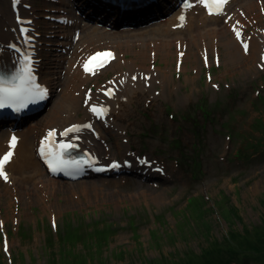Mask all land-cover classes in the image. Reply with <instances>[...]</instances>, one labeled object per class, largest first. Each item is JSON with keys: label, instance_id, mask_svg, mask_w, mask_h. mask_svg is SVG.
Instances as JSON below:
<instances>
[{"label": "rangeland", "instance_id": "1", "mask_svg": "<svg viewBox=\"0 0 264 264\" xmlns=\"http://www.w3.org/2000/svg\"><path fill=\"white\" fill-rule=\"evenodd\" d=\"M33 1L38 7L44 3V0ZM164 2L161 1L162 4ZM163 10H156L154 13L146 10L141 19L154 20L162 15ZM50 39L52 40L46 43L41 55L49 54L52 58L50 50L53 51L54 47L59 53V48L57 38ZM127 56L131 57L130 54ZM171 58L173 56L169 57ZM211 59L213 60V56ZM39 60L37 58V66L41 62ZM155 64L163 68L172 66L174 84L169 86L173 88V92L164 94L157 84L153 88L154 98L152 95L151 98L144 99L147 103L151 100L158 102V109H134L130 104L128 112L132 117L122 115L119 119L122 123L114 122L112 128L106 123L101 147L106 144L109 154L106 150L100 154L105 156L104 159L123 155L131 158L148 156L152 160V166H164L166 174L161 176L158 172H153L154 176L150 178L157 183H147L130 176L105 180L98 177V180H88L95 182L87 183L86 191L81 188L83 181L47 186L46 193L51 199L49 203L52 208H28L30 219L21 212L17 217L20 218L19 224L13 218L6 220L5 224L0 223V240L1 237L7 238L12 252V259L11 256L0 258L4 264H50L51 249L37 238H47V226L53 212L58 214L59 224L63 225L62 218L66 217L68 223L72 221L74 225L79 224L74 230L82 233L97 228L100 224H106L105 227L110 229L106 235L96 237L97 248L94 250L91 246L74 242L73 250L76 251V256L84 260L83 264H147L156 259L168 260L179 254L182 256L183 251L200 252L206 245L204 233L207 230L203 226L204 220H192L195 218L194 211L190 213L182 210L191 196L201 195L206 200V211L214 208L205 213L204 217L213 237L222 238L227 232L230 233V223L240 229L260 222L264 213V155H261L264 154V66L244 62L242 66L239 64L234 68L230 64H223L222 56L221 63L215 64L213 61L211 68L203 66L199 72L194 64H188V71L185 73L180 72L175 62L170 64L158 60ZM113 75L112 71L102 74L99 79L90 82L97 84H88V90L96 91L99 84L111 80ZM186 76L188 82L185 80ZM60 90L61 87L58 88ZM54 95L52 93L49 100ZM52 102L53 99L50 100L51 104ZM205 102L209 105L206 112L200 109L190 115L191 109L197 105L204 107ZM31 119L32 117H28L22 122ZM115 120L116 116L112 121ZM257 141L260 144L258 150H250V142ZM231 154L256 155L253 157L254 161L242 167L240 162H229ZM195 161L199 162L197 177L193 173ZM40 180L48 182L46 176ZM94 184L98 187L95 188ZM72 185L82 195L81 200L70 199ZM86 192L88 198L85 197ZM221 192L228 196L223 202L226 208L223 211L226 213L230 204L237 206L240 216L238 219L230 221L224 217L220 207H214V200L220 197ZM154 195L160 197L155 198ZM35 199L38 200V197ZM149 204L152 206L151 211L148 210ZM125 207L127 215H120L119 212ZM136 207L140 208L141 214L131 217L133 219L128 223L127 216ZM77 208L82 211H73ZM21 210L23 211V206ZM103 210L105 215L113 212L112 216L105 217ZM24 227L30 233L31 227H42V231H33V239L26 241L19 234V230ZM54 233L57 234L55 230ZM237 238L240 239L238 235ZM51 245L55 246L56 251L58 248L62 250L70 247L59 240ZM91 252L94 254L91 255ZM20 253L25 254V259L19 257ZM66 254L69 252L65 251L63 256L66 257ZM86 254L89 258L84 257ZM15 256L20 261L17 262Z\"/></svg>", "mask_w": 264, "mask_h": 264}, {"label": "bare ground", "instance_id": "2", "mask_svg": "<svg viewBox=\"0 0 264 264\" xmlns=\"http://www.w3.org/2000/svg\"><path fill=\"white\" fill-rule=\"evenodd\" d=\"M67 1L52 0L55 9L65 12L72 8V4L77 5L75 0ZM81 1L85 7H90L89 15L105 23V26H96L92 36L82 32L81 38L77 42L74 41L72 32H59L57 40L59 53L53 47L54 50H50L51 58L49 54L42 53L41 55V51H45L46 43L52 39L39 28L34 20L35 16L40 19L41 13L38 12L51 9L50 3L44 2L38 7L32 0H19L18 5L21 7L22 15L29 16L30 29L37 35V38L34 39L35 50L32 53L40 59L39 62L41 61L37 66L41 78L38 80L42 83L41 88L46 90V94L43 98L44 106H34L35 112H40L39 118L28 120L29 124L20 127L18 132L12 126V118L7 120L6 125H0V154L8 148L14 154L13 159H10L8 163L10 181L7 183L0 181V196L6 194L16 196L20 192V200L27 198L31 193L29 182H33L36 190H41L42 185L39 186L35 180L40 179L39 177L44 176L45 173L37 160V155L36 157L34 155L37 154L36 149L40 140L44 139L50 130H55L56 135L53 139L63 142L65 136L60 134L69 129L68 126L93 119L92 114L94 113L90 110L93 105H104L107 108V113L103 116L94 114L98 120L95 123L99 130H96L98 138L90 132L82 135L84 146L89 144L98 154L104 150L109 154L106 144L103 148L101 147L106 123H109L112 128V123L120 124L119 119L122 115L126 114L132 117L128 112L130 104L134 109L140 107L158 109V102L151 100L150 103H147L144 99L151 98L152 95L154 98L155 89L153 90V88L157 84L162 88V93L171 94L173 92V88L169 86L174 84L173 68L172 66L167 68L157 66L155 63L158 60L170 64L179 63L180 72L184 73L188 71V64H194V68L198 69V72L202 71L206 60L208 67L211 68L213 61L216 62L218 59V63H221V56L223 64H230L234 68L239 64L242 66L244 62L255 63L260 67L264 66L262 60L264 56V19L257 0H239V3L228 10L225 9L222 14L211 16L207 14L203 3L198 0H190V7L171 0V2L157 6V11L164 9L162 15L146 23L132 22L121 18L119 14L111 19L110 15L100 11L96 0ZM23 4H27V7L25 8ZM166 5L168 6L166 7ZM10 9L11 0H0V60L14 66L13 53L6 47V43L18 39L15 30L16 24L13 22L14 15L11 14ZM71 12H73L72 9ZM181 15L184 17L183 20L179 19ZM152 16L155 17V14ZM92 18H90L91 21H93ZM44 23L48 24L47 21ZM108 25H111V29ZM85 30L86 28L83 29V31ZM236 31L241 34L239 39L236 36ZM245 43L248 45L247 51L243 46ZM98 47L112 49L114 59L92 76L83 71L82 61L89 52L98 49ZM128 54L131 57L127 56ZM170 56L173 58L169 59ZM211 56H213V60ZM108 71L114 73L112 79L99 84L96 91H89L88 84L99 79L102 74H107ZM185 80L188 82L187 76ZM94 84L97 82L91 85ZM60 87L61 90L58 91ZM110 88L113 90L111 94L107 95L105 91ZM52 93L55 95L51 98L53 99L51 104L49 98L52 97ZM84 102L85 105H82ZM114 116H116V120L112 121ZM17 122L19 123L16 120L15 123ZM109 130L111 131V129ZM13 132L17 133L20 139L16 146L10 147L9 139ZM72 133L73 131L68 132L67 135L71 136ZM55 181L54 178H50L51 184L55 185ZM87 182L85 180V184ZM93 186L98 187L97 184ZM71 194V199L75 201L78 200L77 195H81L76 191ZM36 195L39 203L51 207L50 203L45 201L47 195L44 192L38 191ZM85 197L88 198L87 195ZM1 198L0 222L5 224L7 219L19 213L13 210V201L5 202V199ZM21 204L26 206V202ZM3 209H5L4 214ZM73 211L82 210L77 208ZM111 216L112 214H109V217ZM25 217L29 218L28 215ZM19 221L20 218H18V223ZM60 235L57 236L58 240ZM37 240L46 244L52 243L50 237L43 238V240L37 238ZM6 241L9 240L6 238ZM88 246H91L92 250L97 248L94 244H88Z\"/></svg>", "mask_w": 264, "mask_h": 264}, {"label": "snow or ice", "instance_id": "3", "mask_svg": "<svg viewBox=\"0 0 264 264\" xmlns=\"http://www.w3.org/2000/svg\"><path fill=\"white\" fill-rule=\"evenodd\" d=\"M198 2L203 3L204 6L207 7V0H198ZM216 2L220 5V8L217 12L211 14H222L223 12V5L227 3V0H216ZM19 3V0H14V4ZM187 6H191L188 4ZM19 19V18H18ZM179 19L183 20L184 17L181 15ZM235 30V29H234ZM21 32H27L26 28H21ZM240 32L236 31V36L240 38ZM10 47H15L14 45H10ZM245 51L248 49L247 43L244 44ZM114 58V54L111 51L105 52H97L92 57H89L87 61L83 64V67L86 72H91L95 74L96 69L103 67L107 61ZM24 64L25 67L23 69V75L20 77L15 78L11 82H5L3 79H0V108H4L6 106L14 105L17 101H20L22 98H29L32 102L36 99H43L46 90L42 89L39 85L35 84L34 78L32 76V69L30 66V56L26 55L24 57ZM135 79V77H133ZM19 80V83L16 82ZM108 94H111L109 92ZM25 103H20L19 107H24ZM90 110L96 114L97 116H103L107 111L105 108L92 106ZM81 127H90V125L78 126L73 125L71 128L66 129L60 135L66 136L68 132L77 131ZM56 135L55 130H50L45 137V140L42 142L41 145V155L46 159V162L49 165L50 170L53 172L62 170L63 167L67 165V161L63 159V156L66 152L76 147V145L72 142L68 143H56L54 141V137ZM16 143V137L13 136L10 141V147H14ZM12 156V152L9 151L0 157V177L7 180V174L4 171V167L6 163L10 160ZM84 163H88L89 161L85 160ZM81 161H74L73 164L75 166H79ZM111 167H118L117 164L113 163Z\"/></svg>", "mask_w": 264, "mask_h": 264}, {"label": "trees", "instance_id": "4", "mask_svg": "<svg viewBox=\"0 0 264 264\" xmlns=\"http://www.w3.org/2000/svg\"><path fill=\"white\" fill-rule=\"evenodd\" d=\"M205 104L206 105L204 107L202 105H197L189 112L196 113L200 109H203L206 112L209 105L206 102ZM257 144L260 146L257 141L255 144L251 143L248 148L255 151L259 147ZM190 204L193 205L195 209H199L201 205L199 202L193 201H190ZM217 204L221 205L222 203L217 201ZM232 211L233 209L230 208L229 211H226V213L224 211L222 212L224 217L229 219V213H232ZM261 224L263 225L257 227L254 226L255 228L244 227L241 230H236L233 226H230L229 230L231 232L222 237L220 240L205 234L207 244L200 252L188 250L189 252H184L182 256L179 254V256H174L168 260L163 259L164 261L161 260L162 258L156 259L147 264H264V217ZM207 225V223L203 222V226L207 229L208 233ZM100 235L104 236L106 234L104 231H100L97 233L96 237H99ZM237 235L240 239L237 238ZM64 239L71 244L74 241L77 242L80 237L75 238L74 234H66L64 235ZM93 244H97L95 240H93ZM70 250L69 255H66V264H83L84 260L76 256V251L73 250V247H71ZM90 254L93 255L94 253L91 252ZM85 256L88 257L87 254L84 255V257Z\"/></svg>", "mask_w": 264, "mask_h": 264}]
</instances>
